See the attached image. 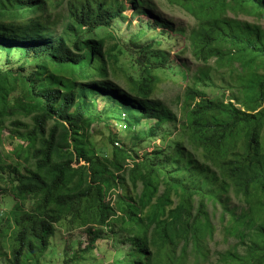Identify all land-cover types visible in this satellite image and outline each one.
Segmentation results:
<instances>
[{
	"label": "trees",
	"instance_id": "obj_1",
	"mask_svg": "<svg viewBox=\"0 0 264 264\" xmlns=\"http://www.w3.org/2000/svg\"><path fill=\"white\" fill-rule=\"evenodd\" d=\"M263 19L264 0H0L1 263L42 264L61 225L119 246L110 264H264ZM225 67L241 107L200 87Z\"/></svg>",
	"mask_w": 264,
	"mask_h": 264
},
{
	"label": "rangeland",
	"instance_id": "obj_2",
	"mask_svg": "<svg viewBox=\"0 0 264 264\" xmlns=\"http://www.w3.org/2000/svg\"><path fill=\"white\" fill-rule=\"evenodd\" d=\"M163 6L166 7L163 14L166 17L171 19L174 18L175 21L179 23L183 22L184 25H189L190 22H193L192 17L185 14L183 10L182 11L179 10V6L177 5L172 6L170 4H166L165 1H163ZM132 13L133 11L130 10L129 15H132ZM120 28L121 26L118 29H115V33H117V31ZM55 29L57 33H61L64 28H59L58 26L55 27ZM133 29H134L133 31H135L136 27H134ZM131 32L132 30L129 28V26H127V24L122 26L121 33L124 34V37L129 36ZM184 47L185 44L181 43L178 47L172 48L171 50L172 56L170 61L175 60L178 63H180L176 55H180V51L183 50ZM213 61L214 60H212V62ZM232 66L235 68L237 67L240 68V63L237 61L229 67ZM229 67H225L224 69H221L219 73L212 74L213 86H208V87L200 86V87L205 91V93L208 96H211V98H218V96L226 95V101L232 100L234 103H236V105L240 106L238 102H235L238 100L237 98L238 86L240 83L236 80L235 77L232 76L233 74H237V73L230 71ZM175 72L178 73V70H175ZM175 72H168L163 74L162 76L163 81L160 85V90L158 92L159 98L164 93L162 88L165 89L166 87H168V88H172L173 94L169 93L167 96H169L170 99L174 100L175 96L178 95V92L184 91V89L188 85L189 83L188 80H183L182 76L176 74ZM88 103H89L88 104L89 107L90 106L96 107L95 100L92 101L89 100ZM18 118L20 117L16 116L15 118H9V121L6 123L7 126L9 127L11 125V122ZM23 121H29V120L23 119ZM103 126L104 125L95 126V128L100 129ZM132 128H133L132 126H128L126 131L130 133L132 131ZM111 130H113V128H111ZM122 130H124V128H121L119 124H116V133L121 134ZM8 132H9L8 129L4 130L3 132L5 137L4 148L10 155H13L15 151L21 148L22 143L19 140H16L14 147L16 146V144L18 143L19 144L16 148H12L9 145L11 139L9 138L10 136ZM122 137L124 136H120L119 138L122 140ZM165 141L168 144V140L165 139ZM103 145H104L103 139L98 138V144L96 145V147L100 148ZM120 145L121 143L118 142V146ZM159 147L166 148L167 145L162 146V141L156 139L150 144H146L145 149L143 150L142 153L153 152ZM13 206H14V200L12 198H6V197L3 198L0 193V217L4 218ZM221 237L222 235L218 234L216 242L219 241L220 244L216 245V247L213 246V252L222 251L227 248L228 244L225 242L224 238L222 239ZM89 240L90 237L88 236L84 228H77L70 231L68 230V228L60 225L58 227L56 237L53 240V244H52L53 247L49 249V251L42 259V264H110L113 261V254L115 251L119 250V246L115 244L112 245L109 240L99 241L95 244L94 249L86 252L85 248L87 247ZM1 262L2 259H0V264H2Z\"/></svg>",
	"mask_w": 264,
	"mask_h": 264
},
{
	"label": "clouds",
	"instance_id": "obj_3",
	"mask_svg": "<svg viewBox=\"0 0 264 264\" xmlns=\"http://www.w3.org/2000/svg\"><path fill=\"white\" fill-rule=\"evenodd\" d=\"M127 118H129L128 115L127 114H124V120H122V123H124V122L128 123V119ZM128 126H129V123H128ZM122 128H124V127H122ZM124 129H127V128H124Z\"/></svg>",
	"mask_w": 264,
	"mask_h": 264
},
{
	"label": "built area",
	"instance_id": "obj_4",
	"mask_svg": "<svg viewBox=\"0 0 264 264\" xmlns=\"http://www.w3.org/2000/svg\"><path fill=\"white\" fill-rule=\"evenodd\" d=\"M121 126L124 127V128H127L128 127V123L124 122V123L121 124Z\"/></svg>",
	"mask_w": 264,
	"mask_h": 264
}]
</instances>
